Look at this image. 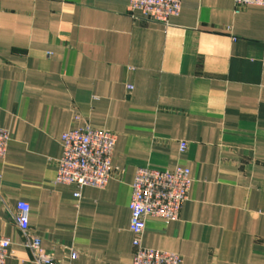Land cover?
<instances>
[{
	"label": "crops",
	"instance_id": "1",
	"mask_svg": "<svg viewBox=\"0 0 264 264\" xmlns=\"http://www.w3.org/2000/svg\"><path fill=\"white\" fill-rule=\"evenodd\" d=\"M129 1L0 0L7 264H37L20 201L29 235L59 264H132L129 203L144 166L193 178L179 220L148 219L146 247L183 264H264V8L184 0L165 26L132 15ZM85 124L117 134L116 169L77 198L56 175L63 133Z\"/></svg>",
	"mask_w": 264,
	"mask_h": 264
},
{
	"label": "built area",
	"instance_id": "2",
	"mask_svg": "<svg viewBox=\"0 0 264 264\" xmlns=\"http://www.w3.org/2000/svg\"><path fill=\"white\" fill-rule=\"evenodd\" d=\"M184 0H130L128 10L132 15L139 13L148 22L165 26L172 17L179 16ZM236 12L248 6L264 8V0H234ZM80 119L76 116V120ZM12 136L8 129L0 127V159L6 157ZM118 136L115 132L98 129L90 124L72 128L62 135L63 152L58 160L56 183L76 185L75 196H81L85 187L103 189L113 176V156ZM187 143H181L184 151ZM193 185L191 170L179 166L173 170L150 166L139 167L132 183L130 230L133 234L132 264H183L180 254L146 247L143 237L149 218L166 223L177 221L183 205L190 197ZM17 222L26 235L25 245L35 255L37 264H59L42 249L39 237L29 235L31 206L20 201L17 206ZM11 239L0 235V264H7L11 255ZM77 258V253H72Z\"/></svg>",
	"mask_w": 264,
	"mask_h": 264
}]
</instances>
